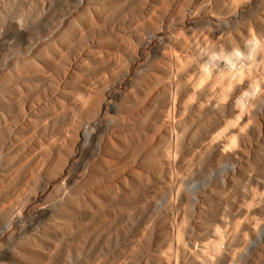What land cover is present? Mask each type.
<instances>
[{
	"label": "rangeland",
	"instance_id": "374dc122",
	"mask_svg": "<svg viewBox=\"0 0 264 264\" xmlns=\"http://www.w3.org/2000/svg\"><path fill=\"white\" fill-rule=\"evenodd\" d=\"M0 264H264V0H0Z\"/></svg>",
	"mask_w": 264,
	"mask_h": 264
},
{
	"label": "bare ground",
	"instance_id": "6f19581e",
	"mask_svg": "<svg viewBox=\"0 0 264 264\" xmlns=\"http://www.w3.org/2000/svg\"><path fill=\"white\" fill-rule=\"evenodd\" d=\"M230 65H231V66H233V65H234V62H233V60L230 62Z\"/></svg>",
	"mask_w": 264,
	"mask_h": 264
}]
</instances>
